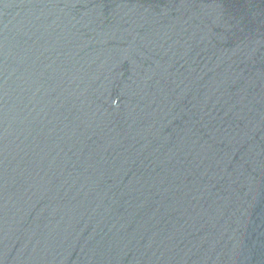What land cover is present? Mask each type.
Here are the masks:
<instances>
[{
	"label": "water",
	"instance_id": "95a60500",
	"mask_svg": "<svg viewBox=\"0 0 264 264\" xmlns=\"http://www.w3.org/2000/svg\"><path fill=\"white\" fill-rule=\"evenodd\" d=\"M0 264H264V0H0Z\"/></svg>",
	"mask_w": 264,
	"mask_h": 264
}]
</instances>
